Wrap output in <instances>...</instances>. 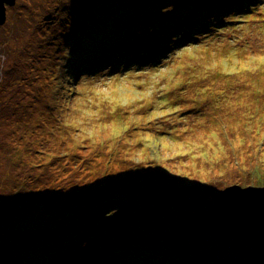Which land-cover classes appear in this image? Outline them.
<instances>
[{
	"label": "rangeland",
	"instance_id": "obj_1",
	"mask_svg": "<svg viewBox=\"0 0 264 264\" xmlns=\"http://www.w3.org/2000/svg\"><path fill=\"white\" fill-rule=\"evenodd\" d=\"M174 9L189 19L172 18ZM257 19H264V0L7 5L0 23V264H264L239 247L249 229L228 227L213 208L227 186L264 185V20ZM102 175L126 198L98 188L70 193L77 179L88 187ZM133 176L148 193L120 189ZM62 179L67 186L53 189ZM33 191L48 199L38 196L36 208L21 212ZM185 198L206 216L203 204L210 205L221 229L196 223L205 219L197 212L193 226L173 221ZM118 207L128 208L119 225ZM140 210L145 217H134ZM47 220H57L54 238L44 239ZM262 239L248 245L262 250ZM57 240L63 248L53 251Z\"/></svg>",
	"mask_w": 264,
	"mask_h": 264
},
{
	"label": "trees",
	"instance_id": "obj_2",
	"mask_svg": "<svg viewBox=\"0 0 264 264\" xmlns=\"http://www.w3.org/2000/svg\"><path fill=\"white\" fill-rule=\"evenodd\" d=\"M239 11H241V14H243V15H247L248 14V9L247 8H245V7H243L241 10H239ZM251 12H253V10L251 11ZM258 21H261V20H264V19H257ZM227 22H229V23H233V22H236V20H228ZM225 23V22H224ZM196 25H198V24H196ZM221 25H220V23H219V27H220ZM261 64H263V63H261ZM241 66H243V64H241ZM190 84L191 85V83H189L188 81L186 82V84ZM161 144V143H160ZM157 146V145H159L158 143H156L155 141L154 142H149V147L150 146ZM161 145H164L165 146V144H161ZM146 150V147H143V149H142V151H145ZM178 154V153H177ZM177 154H175V155H177ZM188 154V153H187ZM186 154V155H187ZM185 155V156H186ZM188 157V156H187ZM113 177L112 176H108V175H102V176H95L94 178H90V179H88V185H90V186H88V187H86V186H84L81 182H80V180H82L81 178H79V179H77V182H79L78 184V186H76V184L72 187V188H70L71 189V192L70 193H73L74 195H78V197H80L82 194H87L88 192H89V189H96V188H98L99 189V192L100 193H102L103 191L105 192V193H108V194H110L108 197H114V200L115 199H118L119 197H121V198H126V196H123V195H121V194H119V193H115L114 192V190L113 189H116L117 188V186L118 185H114V183L112 182L111 183V181H113ZM139 178H136V177H132V180L134 181V183L133 184H131V183H128L129 185H127V184H122L121 185V187L122 188H120V189H127L128 191H130L131 189H133V191L132 192H130L131 194H133L135 197H137L135 194H136V192L137 191H139V192H142V193H148V191L146 190V188H148V186H144V185H138L137 183H135L136 181L135 180H138ZM62 181L63 182H61V184H57V183H55L54 184V186H56V187H53V189L54 188H58V186L59 185H62V186H67V182L64 180V179H62ZM67 181H70V178H68V180ZM45 184L46 185H49V184H52V183H44L43 185H41L42 186V189H43V186H44V189H46L48 186H45ZM242 185V184H241ZM41 186L39 187V188H41ZM242 186H246V185H242ZM136 189H138V190H136ZM159 190H163V189H161V188H158V189H153L152 188V190H150V191H152V192H154V194H159V193H161ZM64 191H66V190H64ZM31 194H27V196H25L22 200H21V204H23V206L22 207H20V211L21 212H28V210L27 209H32L33 207H37L36 206V202H37V200H38V196H39V199H41V200H43L44 199V201H46L47 199H48V197L47 196H44V192L42 193V194H37V191H33V192H30ZM149 195H151V193L149 194ZM161 195V194H160ZM97 196V195H96ZM96 196H94V198L96 197ZM101 196V195H100ZM147 196V195H146ZM106 197V196H105ZM197 194H195V197H194V199H195V201L197 200ZM4 198L5 197H3L1 200H4ZM138 198V197H137ZM158 198H160V197H158ZM110 198H105V200H106V202L109 200ZM127 199L129 200V201H131V197H129V196H127ZM183 200V201H182ZM181 201L182 202H179L177 205H180L181 207H183L184 208V213L182 214V215H174V217H173V221H175V222H177V223H181V224H183V225H191L192 224V226L194 225V220L193 219H195L194 218V216H196L195 214H193V213H195V212H197L199 215L201 214V215H203V216H205V219H203V218H201V217H199L198 218V220H195L196 221V223H198V222H200L202 225H206V226H208L209 228H211V227H214V226H212L210 223H214V224H216L218 227H220V229H221V225H222V221L221 220H218V216H216L217 215V212L212 208V207H210V205H208L207 203H201V204H203V205H205L206 207H208L209 208V210H210V212H211V215L209 214L208 216H206V213H202L199 209H197V208H195V206L194 205H191V206H188L187 204L188 203H190V202H192L190 199H187V198H185V199H182ZM105 202V203H106ZM211 204V203H210ZM176 206V204L173 206V207H175ZM185 208H187V210H188V214H186V212H185ZM116 209V208H115ZM200 209H202V210H204V211H207L206 209H204V208H200ZM154 210H156V209H152L151 211H154ZM160 210H163L162 208L161 209H159V210H156V211H160ZM114 211V210H113ZM116 211H119L120 213H122L123 214V216L122 217H119L118 219H117V224L119 225V224H123L125 221H126V219H127V217H128V208H124V207H118L117 209H116ZM85 212V211H84ZM150 212V211H149ZM212 213H215L216 215H214V214H212ZM108 214V213H107ZM145 214H146V212L144 211V210H140L139 212H135V214H134V217H139L140 215H142L143 217H145ZM172 213L171 212H169L168 213V215L166 216V220H168L169 219V217H170V215H171ZM185 214V215H184ZM189 214L191 215V216H189ZM84 215H86V213H83L82 214V216L81 217H83ZM200 215V216H201ZM105 216H106V214H105ZM105 216H102L101 218L99 217L98 218V222H100V223H102V221L104 220V217ZM109 216V215H108ZM75 217H78V216H75ZM80 217V218H81ZM193 218V219H192ZM75 220L76 219H73V221L75 222ZM78 220H80L79 218H78ZM83 222H84V217H83ZM85 222L86 223H88V221L87 220H85ZM189 222V223H188ZM225 222H226V224H227V221L225 220ZM191 223V224H190ZM44 224H46L47 226H48V229L47 230H44V239H48L49 237L50 238H54V233H51V231H50V229H51V227H53L54 229H57V228H59V227H55L56 225H57V220H54V223H52V221H50V220H47V221H45L44 222ZM79 225H81L80 223H79ZM95 225H96V223H95ZM185 225V226H186ZM37 226H38V223H37ZM211 226V227H210ZM227 226L228 227H232V224H227ZM82 228H85V226H84V224L83 225H81V229ZM238 229H240V228H238ZM101 229H100V226H99V228H98V230H94V231H100ZM79 231H80V229H79ZM79 231H77V232H79ZM93 231V232H94ZM36 233H38V232H36ZM36 233H35V236H34V238H36L37 237V235H36ZM9 235H10V233H9ZM74 236V235H73ZM71 237L72 238V240L74 241V237ZM59 237V236H58ZM32 238V236H31V233H30V235L27 237V240L28 239H31ZM69 237L67 238V237H62L61 238V241H68L69 242ZM256 239H260V240H256ZM181 241H182V238L180 239ZM239 244H241V245H239V247H248V248H246V253H245V255H244V257H246V256H249V257H255V255H258V256H261L262 258H264V253H262V250H264V247H263V249L261 250V248H259L258 246H257V244H255L254 246H251V245H248L251 241H255L256 243H258V244H262V241L261 240H263L261 237H258V236H255V235H252V234H248V235H245V234H243V233H241V235H240V237H239ZM45 241V240H44ZM57 242L58 243H56L55 245H56V247H55V249H53V251H57L58 249H60V248H63V244L59 241V240H57ZM46 243V242H45ZM52 243V242H51ZM49 247V246H48ZM231 247H233V246H231ZM99 251H101V249L100 250H95L94 251V257H96V255L99 253ZM102 252V251H101ZM228 253H230V257L231 258H235V254H236V252H235V250L233 249L231 252H228ZM261 253V254H260Z\"/></svg>",
	"mask_w": 264,
	"mask_h": 264
},
{
	"label": "water",
	"instance_id": "obj_3",
	"mask_svg": "<svg viewBox=\"0 0 264 264\" xmlns=\"http://www.w3.org/2000/svg\"><path fill=\"white\" fill-rule=\"evenodd\" d=\"M15 0H0V23L6 21L7 5ZM213 208L231 224L247 227L264 238V185L232 184L222 189L213 199Z\"/></svg>",
	"mask_w": 264,
	"mask_h": 264
},
{
	"label": "bare ground",
	"instance_id": "obj_4",
	"mask_svg": "<svg viewBox=\"0 0 264 264\" xmlns=\"http://www.w3.org/2000/svg\"><path fill=\"white\" fill-rule=\"evenodd\" d=\"M209 3H204L202 6H200L199 7V9H200V11H199V13H198V15L197 16H201V14H202V11H203V9H205V8H207ZM216 10H218V8L216 9ZM182 11H184V9H174L173 11H172V18H175V17H177V16H181V21L180 22H183L184 23V21L185 20H188L189 19V17L190 16H188V18L187 19H184L183 18V15H182V13L181 12ZM220 13H223V12H220ZM223 15V14H222ZM195 16V15H194ZM170 19V18H169ZM171 20V19H170ZM176 23H173V25L172 26H174V27H178L180 24L179 23H177L176 25H175ZM202 24V23H201ZM200 23H199V25H201ZM171 25V24H170ZM164 34V36L165 37H170V36H172L173 34L171 33V34H169V33H163ZM47 70V69H46ZM44 73H46V71H44Z\"/></svg>",
	"mask_w": 264,
	"mask_h": 264
}]
</instances>
